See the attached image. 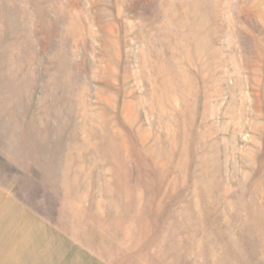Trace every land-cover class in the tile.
Returning a JSON list of instances; mask_svg holds the SVG:
<instances>
[{
  "label": "rangeland",
  "instance_id": "1",
  "mask_svg": "<svg viewBox=\"0 0 264 264\" xmlns=\"http://www.w3.org/2000/svg\"><path fill=\"white\" fill-rule=\"evenodd\" d=\"M5 199L54 264H264V0H0Z\"/></svg>",
  "mask_w": 264,
  "mask_h": 264
},
{
  "label": "crops",
  "instance_id": "2",
  "mask_svg": "<svg viewBox=\"0 0 264 264\" xmlns=\"http://www.w3.org/2000/svg\"><path fill=\"white\" fill-rule=\"evenodd\" d=\"M0 206V239L3 240L0 245V264H31L37 250L45 252V264H54L57 246L53 245L52 236L47 237L48 234L41 227L32 228L26 222L20 221L25 216H21L23 212L20 210L19 213L12 200L3 201ZM35 236H39L38 240L32 241ZM23 245H29L31 249L27 255L24 252V257L19 249Z\"/></svg>",
  "mask_w": 264,
  "mask_h": 264
}]
</instances>
